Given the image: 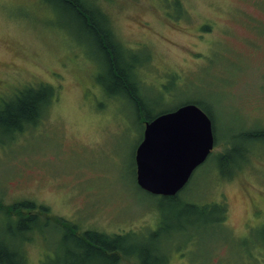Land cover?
Here are the masks:
<instances>
[{"label":"rangeland","instance_id":"obj_1","mask_svg":"<svg viewBox=\"0 0 264 264\" xmlns=\"http://www.w3.org/2000/svg\"><path fill=\"white\" fill-rule=\"evenodd\" d=\"M89 1L139 111L108 88L103 50L76 17L54 0H0V104L42 84L55 94L0 143V243L22 264H109L77 259L72 237L94 229L124 236L116 264L144 251L164 264H264V137L251 132L264 129V0ZM187 102L210 117L214 146L174 202L138 187L134 151L146 113ZM19 200L44 206L21 208L36 216L26 227Z\"/></svg>","mask_w":264,"mask_h":264},{"label":"trees","instance_id":"obj_2","mask_svg":"<svg viewBox=\"0 0 264 264\" xmlns=\"http://www.w3.org/2000/svg\"><path fill=\"white\" fill-rule=\"evenodd\" d=\"M57 5L62 6L67 12L76 17L77 22L83 28L93 33L98 41L99 46L103 50L106 64L109 72V81L111 84L108 88L121 91L126 94L135 104L137 110L140 108V98L134 90L131 83L130 72H128V65L125 63V58L122 57L112 40L110 29L107 26V18L105 14L99 13L89 0H54ZM135 77V76H134ZM55 97L53 94L52 86L48 84H42L39 87L25 89L18 92L9 100L1 102L0 104V143L3 142V138L8 140L14 133L23 131L27 126L34 125L40 118L42 112L46 109V105L52 101ZM139 111V110H138ZM147 120L152 119L154 116H149L146 113ZM254 136L264 137V129L251 131ZM251 138V133L248 134ZM256 138V137H253ZM225 150L218 155L219 161H225L230 159V154L233 152ZM231 161V160H229ZM186 186V185H185ZM184 188V187H183ZM182 188V189H183ZM181 191V190H180ZM179 191V192H180ZM178 193L171 196H162L169 201H176L178 199ZM10 207V206H9ZM190 207H194L191 204ZM10 208L18 210L16 215L19 219L18 226L26 227L28 223L34 221L35 214H21V208L26 210L37 208L42 210L44 206L36 205L29 200H19L13 203V207ZM27 214V213H26ZM25 218H23L24 216ZM31 225V224H29ZM71 233L76 231L71 230ZM78 235V234H77ZM73 242L78 244L81 248V253L77 257L80 260H97L109 264H116L118 261V255L127 254L125 248L122 246L124 236L121 234H107L97 230H83L78 237H72ZM18 250L8 247L6 244L0 243V264H22V259L18 255ZM141 264H164L159 261L157 256L150 257L145 251L140 252L137 255ZM93 260V261H94ZM116 261V262H115ZM111 262V263H110Z\"/></svg>","mask_w":264,"mask_h":264},{"label":"water","instance_id":"obj_3","mask_svg":"<svg viewBox=\"0 0 264 264\" xmlns=\"http://www.w3.org/2000/svg\"><path fill=\"white\" fill-rule=\"evenodd\" d=\"M213 145L211 119L197 104L159 113L145 122L135 148L137 185L151 194H176Z\"/></svg>","mask_w":264,"mask_h":264}]
</instances>
